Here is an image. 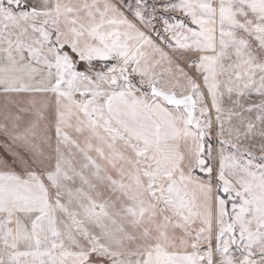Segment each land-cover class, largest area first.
Masks as SVG:
<instances>
[{
  "label": "snow or ice",
  "instance_id": "1",
  "mask_svg": "<svg viewBox=\"0 0 264 264\" xmlns=\"http://www.w3.org/2000/svg\"><path fill=\"white\" fill-rule=\"evenodd\" d=\"M0 264H264V0H0Z\"/></svg>",
  "mask_w": 264,
  "mask_h": 264
}]
</instances>
